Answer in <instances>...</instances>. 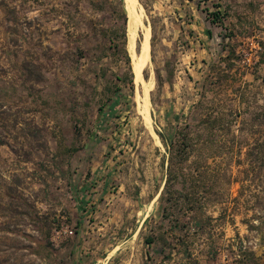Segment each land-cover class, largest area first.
I'll return each mask as SVG.
<instances>
[{
	"label": "rangeland",
	"instance_id": "1",
	"mask_svg": "<svg viewBox=\"0 0 264 264\" xmlns=\"http://www.w3.org/2000/svg\"><path fill=\"white\" fill-rule=\"evenodd\" d=\"M130 1L0 0V264H65L74 239L98 264H264L234 137L263 119L264 0ZM209 113L220 144L165 185Z\"/></svg>",
	"mask_w": 264,
	"mask_h": 264
},
{
	"label": "trees",
	"instance_id": "2",
	"mask_svg": "<svg viewBox=\"0 0 264 264\" xmlns=\"http://www.w3.org/2000/svg\"><path fill=\"white\" fill-rule=\"evenodd\" d=\"M220 19L219 13H213L212 15V23H216ZM125 52V51H124ZM128 60V57H127ZM130 85L133 87L132 80H130ZM117 98L112 101L109 105V111L112 112L115 104H117ZM108 111V112H109ZM108 112L104 111V107L99 108L98 119L100 117H104ZM263 119L259 120V128L255 130L242 131L236 138L237 147L236 150L238 153H242L244 151L243 160L237 159V164L241 166V169L238 170V174L243 178L250 177L255 180L254 184L245 185L242 183L241 192L247 189H251L254 186V189L249 193V196L253 197L251 200H246V204L251 202L250 207L254 210L253 218L257 220L256 225L249 224L248 229L256 230L258 233L264 235V111H262ZM258 118H260L258 116ZM202 124H205V131L202 134L196 135V137L191 136L189 131H186V134H181L178 139H170L169 140V161L167 165V177L165 179V185L170 182L171 177H175L173 174L175 169L173 167V161L175 158H178V163L183 164V162L187 161L190 156L197 150L207 149L211 150L212 148H217L218 143L220 144V132L217 130V126L222 122H227L224 119V115L222 113H209L206 114L201 119ZM229 133V132H227ZM253 138V139H252ZM250 139H252L250 143ZM165 140V139H164ZM165 142V141H164ZM199 145V146H198ZM197 163L198 161H194ZM184 167H181L180 172L184 171ZM199 172V166H195L194 169L189 172L197 171ZM174 175V176H173ZM258 180V182H256ZM191 200V199H190ZM195 228H197V223H195ZM153 237L144 238L145 243H151ZM238 251L241 254L240 261L244 263V259L247 256H254V251H250V249L245 248L244 246L238 247Z\"/></svg>",
	"mask_w": 264,
	"mask_h": 264
},
{
	"label": "crops",
	"instance_id": "3",
	"mask_svg": "<svg viewBox=\"0 0 264 264\" xmlns=\"http://www.w3.org/2000/svg\"><path fill=\"white\" fill-rule=\"evenodd\" d=\"M112 202L114 203V201H112ZM74 240L75 241H72L71 245L69 246L68 253L67 254L65 253L64 261L65 260L67 261L65 264H98L99 263L100 258H98L96 255L91 254V252L88 254V253H83L82 251H80V247H78V245H77L78 243H80V241L78 239H74ZM157 241L158 240L153 237L151 243H145V244L150 249H152L155 246H156V249H158V242ZM66 247H67V245H65L63 248H61L60 252L62 249L65 250ZM141 252L142 253H139L137 255L136 264H145V259L147 258L148 255L150 256V259L152 260V264H161L162 256H161V253L159 251H157L158 253L157 252L154 253V252L146 251L145 248H143V251H141ZM151 254H153V255H151ZM165 258L169 259L168 257H165Z\"/></svg>",
	"mask_w": 264,
	"mask_h": 264
},
{
	"label": "bare ground",
	"instance_id": "4",
	"mask_svg": "<svg viewBox=\"0 0 264 264\" xmlns=\"http://www.w3.org/2000/svg\"><path fill=\"white\" fill-rule=\"evenodd\" d=\"M132 1V0H131ZM130 1V2H131ZM132 3V2H131ZM135 3V2H133ZM133 17V16H132ZM129 20V19H128ZM132 20V19H131ZM138 20L137 18H135L134 20L131 21L130 23V26H129V40H128V45H129V48L131 50H133V41H134V36H135V30H136V27H137V23H138ZM139 26V25H138ZM145 37V35H144ZM145 44H146V38H144L143 40V43H142V46H141V51L139 54H135V53H132L133 54V63L136 67V69H138L139 67V64L142 60V55L144 53V50H145ZM148 58V57H147ZM141 70V69H140ZM138 71V70H137ZM136 71V72H137ZM140 73V72H139ZM140 75V74H139ZM138 75V76H139ZM140 77V76H139Z\"/></svg>",
	"mask_w": 264,
	"mask_h": 264
},
{
	"label": "built area",
	"instance_id": "5",
	"mask_svg": "<svg viewBox=\"0 0 264 264\" xmlns=\"http://www.w3.org/2000/svg\"><path fill=\"white\" fill-rule=\"evenodd\" d=\"M56 232L58 233L59 231H56ZM63 232L65 234H72L73 233V231L71 229H64Z\"/></svg>",
	"mask_w": 264,
	"mask_h": 264
}]
</instances>
